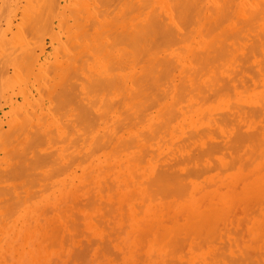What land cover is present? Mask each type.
<instances>
[{"label":"rangeland","instance_id":"obj_1","mask_svg":"<svg viewBox=\"0 0 264 264\" xmlns=\"http://www.w3.org/2000/svg\"><path fill=\"white\" fill-rule=\"evenodd\" d=\"M194 1L199 2L198 7L201 5L199 12L196 8L197 3ZM215 1L223 2L222 0ZM241 1V14L243 15L239 12V3L235 1L236 5L232 2L235 5L233 8L236 9H233L234 13L236 11L235 15L233 12L227 14V11H231L232 8L230 3L228 5L215 3V5L210 0H193L192 3L186 1L192 8L196 5V11L193 13L189 11L187 8L189 6L186 4V21H188V13H192L194 18L190 17L191 21L187 22L189 26L185 25L187 31L185 33V26L177 27L182 26L183 22L181 24L180 20L183 15L178 14L180 20L178 17L175 19L174 11L167 13L165 8L161 7L159 0H0V264H175L177 262V264L182 262L184 264H236L235 258L240 261L238 263H241L240 258L251 254L256 255L254 256L256 259H253L254 264H264V248H262L264 246V153H261V151L264 152V126H262L264 125L262 120L264 119V0ZM232 3L231 6H233ZM255 3H259V6ZM136 6L137 8H134ZM222 6L225 8L223 9ZM154 8H157L156 13L154 11L155 15L159 16L162 12L164 17V21L163 17L158 18L163 22L160 25L161 28L163 25L168 30L171 26V31L175 33L171 35L159 29V31H165L167 35H157L159 31L157 34L152 31L154 35L147 33V37L148 34L151 35L148 37L150 42L148 38L143 39L142 32L144 31L141 23L145 17H152L150 12L152 13ZM258 10L263 12L259 13ZM246 11H250V15ZM219 12H224L229 17L223 18V23L222 19L220 23L218 20L225 14L217 19L216 16H220ZM136 18H138L137 22ZM155 19L152 21L156 22L155 26H157L161 22ZM198 20L199 24L196 23L199 22ZM174 21L176 22L172 23ZM168 24L170 26L167 29ZM197 24L200 27H197ZM246 24H252L251 28ZM216 25L219 27L212 29ZM136 26L139 27L136 28ZM197 28L200 29L197 31ZM206 29L207 32L208 30L211 32L206 33ZM140 33L143 37L138 36ZM182 33L185 34L183 38H180ZM231 33L234 34L231 35L232 37ZM159 36L162 37L158 38ZM156 38L158 41L155 40ZM169 38L170 42L165 41ZM251 38L254 39L253 42ZM140 40L142 43L148 41L144 42L145 50L144 44L139 43ZM179 40H182L181 43ZM185 40L192 49L186 45ZM212 41L214 44H211ZM159 42L163 44L172 42V44L167 47ZM155 43L157 47H160L159 50L156 49ZM132 45L140 48L137 51L138 55L143 48L141 53L145 56L143 58H141L142 55L136 56ZM150 45L156 47H151L153 52L149 48ZM223 45L225 49L222 48ZM214 47L218 53L215 49L212 50ZM250 48V53L246 52ZM210 50L212 52L209 55L213 59L217 56L218 60L215 61L209 57ZM220 52L222 55H227L220 56ZM244 53L249 55L246 56ZM220 57L223 59H219ZM202 58L206 60L204 68L200 67L204 64ZM208 59L212 62L207 61ZM166 64L171 65L172 71ZM241 65L245 70L240 67ZM164 67L165 72L168 68L171 73L167 72L169 74H166L167 79L163 77L165 72L163 71V75L161 71ZM246 68L255 71L256 74L252 71L249 73ZM145 70L151 73L146 74ZM185 70H188L187 73ZM135 71L137 72L134 76L131 75L133 76L131 80L129 75ZM141 74L143 76L140 78ZM138 76L142 83L137 80L138 78L135 79ZM155 77L158 79L163 77V79L158 80ZM155 80H158L160 84L157 85ZM148 81L152 87L156 84L154 89L147 84ZM132 84L138 88L132 87ZM177 85L178 92L183 94L180 96L184 97L179 98L181 101L176 99L180 97L176 96ZM179 85L185 88L180 86L181 90ZM201 88L205 90L202 91L203 93L200 91ZM129 90H133V93ZM137 91H143L141 93L144 96ZM134 92L142 97L135 95ZM138 104L139 108H136L135 105ZM237 106L238 109L240 106L245 108H241L240 111L237 110ZM258 108L261 110L260 113ZM139 109L140 111H137ZM124 110L127 111L126 115H124ZM255 110H258L257 114ZM245 111L247 112L244 113ZM84 112H88L85 113L88 115L84 114L88 119H83ZM101 112H107V116L104 117L102 114L103 117H101V114H98ZM224 112L232 116L229 115L230 118L227 119ZM234 112L237 117L234 116ZM98 115L100 118L96 117ZM227 115L226 113V117H229ZM124 116L128 118L124 119ZM122 117L124 121L119 120ZM234 117L236 120L233 119V122L228 123V120ZM240 117L243 120H240ZM253 117L256 119L254 120ZM137 119L140 121L136 122ZM134 121L135 123L131 124ZM163 121L164 124H162ZM234 122L239 125L238 128L235 127L237 125ZM119 123L123 126L120 127ZM126 125L129 127L126 128ZM157 126L158 128H155ZM256 126H260L261 129L258 130ZM115 127L117 132L120 129L121 135L116 132ZM200 129H204L202 133ZM214 129L217 132L216 136ZM237 129L243 132L241 136L254 132L256 135L250 134L251 138L256 137L251 139L250 135H246L247 139L243 137L244 140L241 139L240 142V137H238L240 135H233L235 132L240 134ZM255 130H258L260 134ZM191 132L195 134L190 137L192 139L188 137ZM197 132L199 136H196ZM155 133L157 134L154 135ZM147 135L151 137L148 141L145 139ZM204 135H206L205 138ZM107 136L113 137L107 139L108 144L105 146H109L108 148L103 144L104 140V143L107 142ZM217 136L221 137L215 138ZM99 137L100 140H97ZM131 137L134 140L129 139ZM114 138L115 140L112 141ZM184 138H187V141ZM120 140H128L129 146L127 147L125 143L124 147L121 145L118 150L116 145L120 143ZM144 140L147 142L145 143ZM225 141L228 143L225 144ZM210 142L211 144L216 143L215 145L222 144V146L217 145L220 150L212 144L214 150L216 147L217 153L212 152L214 150L210 147L211 145L209 146ZM233 142L234 144H230ZM237 142L243 144L244 147L240 144L237 146ZM196 145L203 150L200 148L198 150ZM234 146V150L237 147L236 153L233 152ZM229 147L232 150L228 149ZM208 149L211 151L210 154H208L209 151L205 153L210 155L209 157L207 155L205 157L203 152L200 153ZM191 150L194 154L197 152L199 154L194 157ZM102 151L105 152L104 156ZM134 152L135 155H133ZM125 154L134 159L138 157L140 170L131 172L126 169L128 164L124 162ZM200 154L203 156L202 159L198 156ZM186 156L191 160L187 162L188 164ZM197 156L199 157L197 161L199 160L198 163L201 165H198L195 160ZM184 158L186 161L183 160ZM239 158H241V164ZM174 159H178L176 162L180 161L185 164H178ZM209 159H214V165L213 160ZM254 159L257 160L256 163ZM249 162L251 163L248 164ZM228 165L233 169L227 171ZM259 165L260 169L257 168L260 167ZM191 167L194 168V173ZM197 167L198 172L195 170ZM201 168H204L203 172H200L203 170ZM105 169L107 171L103 172ZM164 169L169 175L170 172L174 173L173 170L178 172V175L182 173V176L179 175L181 180L175 172V183L173 181L175 179H163L164 183L161 184L162 178H159L163 176ZM186 169L190 171V176L193 173L195 177L194 175H192L194 178L185 176ZM238 171H241V200L229 193V187L232 185L230 179ZM159 173H161L160 176ZM166 173L163 178H174L172 175L167 176ZM196 174H201V176ZM211 176H216V178ZM152 177H154V182H160V184L153 182L155 187L150 186L152 182H149L153 180ZM245 177L257 178L249 194H246L248 188L245 189ZM186 183L188 185L184 187ZM156 186L161 188L160 192ZM180 186L184 187L185 192L184 190L182 192L185 196L183 194L178 196L182 193L178 190ZM164 187L165 190H162ZM172 189H177L180 193L177 192L178 194L175 195ZM169 190L171 193L168 192ZM222 198H225L226 202L231 198L237 200L231 202L227 208L221 204ZM194 201L197 203L203 201L199 205L200 212L195 211ZM186 204L189 208L184 210ZM150 206H154V209L150 211L152 219L150 218L147 222L145 211ZM204 209L207 210L204 211ZM208 211L211 213L210 216ZM236 214L245 216L241 220V217L237 218ZM211 219L213 222H209ZM219 219L223 222L227 220L225 225L222 221L220 222L221 225L223 224L222 228L216 222H219ZM239 221L242 222L240 224L242 228L238 225ZM232 222L234 226L236 225L235 227ZM201 228H205V231ZM214 228L217 230L214 231ZM202 231L204 232L201 234ZM104 239L108 245L103 243ZM227 239H231L230 242ZM256 240L258 241L255 243ZM261 242L262 246L259 245ZM216 245L218 248H215ZM220 245L223 246V250H218L222 249L219 248ZM243 245H247L246 249L243 247L244 251ZM191 246L195 248L190 249ZM85 247L89 251L85 252ZM253 247L259 249L255 251ZM247 248H249L248 251ZM81 250L86 257L81 254ZM236 250L239 254L234 256L233 251ZM76 252L78 256H75ZM225 253L230 255L227 254V257ZM225 258L228 259L227 262ZM251 259L249 260L253 263ZM246 263L243 261L241 264Z\"/></svg>","mask_w":264,"mask_h":264},{"label":"bare ground","instance_id":"obj_2","mask_svg":"<svg viewBox=\"0 0 264 264\" xmlns=\"http://www.w3.org/2000/svg\"><path fill=\"white\" fill-rule=\"evenodd\" d=\"M159 1H160V4H161V7L165 8V10H166L167 13H172V12L174 11V16H175L176 18H175L174 16H173V18L177 19V17H178L180 14L183 15V18H182L181 20H180L179 17H178V20L181 21V24H182V22H183L182 26H177L178 28H180V27L183 28V27L187 24V22L191 19L190 17L193 16V18H194V15H192V13H193L194 11H196V10H195V6H196V5H194V6H193L194 8H192V7H190L189 4L186 2V1H188V2L192 3L193 0H192V1H190V0H159ZM210 1L213 2V4L217 3L218 5H219V4H224V5L226 4V5H228V3H230V7H232V8L230 9L231 11H227V14H228V12H231V13H232L234 10H236V9H234L233 7L236 5L235 2H237V3H239V7H238V9H239V12H240V14H241V2H242L241 0H222L223 2H221V3H219V2H217V1H215V0H210ZM234 1H235V2H234ZM246 1H248V0H246ZM256 1L258 2V0H256ZM195 2L197 3V1H194V3H195ZM232 2H233L235 5H234ZM252 2H253V1H252ZM194 3H193V4H194ZM201 3H202V2H201ZM231 3L233 4V6H231ZM134 4H135V3H134ZM186 4H187L189 7H187ZM193 4H192V5H193ZM198 4H199V2L197 3V7H196V8L198 9V12H199V8H201V5H199L200 7H198ZM248 4L251 5V7H253L252 4H250V3H248ZM255 4H256V3H255ZM215 5H216V4H215ZM256 5L259 6V3L256 4ZM134 6H135V5H134ZM263 6H264V5H263ZM186 7L188 8L189 11L191 10V12H192L191 14L188 13V15H187V20H188V21H186V16H185V14H187V13H185V12H187V10H185V9H187ZM222 7H223V6H222ZM134 8H137V6L134 7ZM134 8H133V9H134ZM189 8H190V9H189ZM191 8H192V9H191ZM224 8H225V7H223V9H224ZM227 8H228V7H227ZM227 8H226V9H227ZM156 9H157V8H156ZM156 9L154 8V9H153V12H152V13L150 12V16H152V17L154 16L153 18L151 17L152 20H154L155 18L158 19L159 16L163 17V16H162V12H161V15H159V16H158V14H157V15L154 14V11H155V13H156ZM193 9H194V10H193ZM233 9H234V10H233ZM220 10H221V9H220ZM133 11H134V10H133ZM260 11H262V10H260ZM260 11L258 10L259 13H260ZM211 12H212V10H211ZM211 12H210V13H211ZM246 12L249 13L250 11H246ZM246 12H245V13H246ZM262 12H263V11H262ZM262 12H261V13H262ZM203 13H205V11H204ZM207 13H208V12H207ZM231 13H230V14H231ZM233 13H234V12H233ZM235 13H236V11H235ZM235 13H234V15H235ZM248 13H246V14H248ZM259 13H258V14H259ZM176 14H177V15H176ZM178 14H179V15H178ZM195 14H196V13H195ZM219 14H220V16H218V15L216 16L217 19H219V17H221V16H222L223 14H225V13H224V12H223V13H220V12H219ZM181 15H180V16H181ZM196 15H197V14H196ZM198 15H200V14H198ZM204 15H205V14H204ZM225 15H226V14H225ZM225 15H224L223 17H221V18L218 20L219 23H220V20H221V19L223 20V21H222V23H223V22H224V19H223V18L228 17V15H226V16H225ZM234 15H233V16H234ZM241 15H243V14H241ZM249 15H250V13H249ZM249 15H248V17H249ZM256 15H257V14H255V17H256ZM155 16H156V17H155ZM171 16H172V15H171ZM205 16H206V15H205ZM207 16H208V15H207ZM229 16H230V15H229ZM244 16H245V15H244ZM197 17H198V16H197ZM263 17H264V16H263ZM151 18H150L149 16H147V17H145V18L142 20V23H141V24H142V30L145 32V33L142 32V35L144 34V38H143V39H145V38L147 39L148 37H150V36L153 34L154 31H155V34H157V33L160 32V33L157 34V35H160V34H162V35H167V33H165V31L168 32V33H170L171 35H172L173 33H175V32H172V31H171V26L169 25L170 23L167 25V29H168V26H170V27H169L170 29L166 30L165 27H163V25H162V28H161V26H160L161 24H163V22H161L159 19H158V20L155 19V21L161 22L160 24L158 23L159 25H157V26H158V28H157V26H155L156 22L154 23V21H152ZM180 18H181V17H180ZM201 18H202V16H201ZM228 18H229V17H228ZM231 18H232V17H231ZM256 18H257V17H256ZM170 19H171V18H169V20H170ZM183 19L186 21V23H185V21H184ZM217 19H216V20H217ZM262 19H263V18H262ZM137 20H138V18H136V22H137ZM162 20L164 21V17L162 18ZM171 20H173V19H171ZM182 20H183V21H182ZM202 20H203V19H202ZM256 20H257V19H256ZM180 21H179V22H180ZM190 21H191V20H190ZM198 21H199V20H198ZM225 21H226V19H225ZM251 21H252V20H251ZM251 21H249V22H251ZM175 22H176V21H174V22H172V23H175ZM177 22H178V21H177ZM192 22H193V21H192ZM192 22H190V23H192ZM246 22H247V21H246ZM188 23H189V22H188ZM196 23L199 24L200 21H199V22H196ZM201 23H202V22H201ZM204 23H205V22H204ZM222 23H221V24H222ZM232 23H233V22H232ZM152 24H154V25H152ZM179 24H180V23H179ZM181 24H180V25H181ZM198 24H197V25H198ZM233 24H234V23H233ZM263 24H264V23H263ZM137 25H138V24H137ZM176 25H177V24H175V26H176ZM219 25H220V24H219ZM241 25H242V24H241ZM243 25H244V24H243ZM246 25H247V26L249 25L250 28H251V25H252V24H251V25H250V24H246ZM154 26H155V28H154ZM159 26H160V28H159ZM187 26H189V25L187 24ZM217 26H218V25H216V27L214 26L215 28L212 27V29H216ZM244 26H245V25H244ZM137 27H139V26H136V28H137ZM197 27H200V25H198ZM210 27H211V24H210ZM218 27H219V26H218ZM242 27H243V26H242ZM208 28H209V27H208ZM232 28H233V27H232ZM243 28H244V27H243ZM129 29H130V28H129ZM153 29H158V30H153ZM159 29H163V30H165V31H163V30H160V31H159ZM198 29H200V28H197L196 30L198 31ZM209 29H210V28H209ZM179 30H180V29H179ZM184 30L186 31V26H185ZM210 30H211V29H210ZM210 30H208V32H207V29H206V33H209V32L212 31V30H211V31H210ZM240 30H241V29H240ZM152 31H153V32H152ZM158 31H159V32H158ZM161 31H162V32H161ZM170 31H171V32H170ZM181 31H183V30H181ZM185 31H184V32H185ZM197 31H196V33H198ZM215 31H216V30H215ZM244 31H245V30H244ZM130 32H131V31H130ZM133 32H135V31L133 30ZM151 32H152V33H151ZM191 32H192V31H191ZM235 32H237V31H235ZM239 32H241V31H239ZM131 33H132V32H131ZM131 33H130V34H131ZM147 33H149V34H151V35L148 34V37H147ZM164 33H165V34H164ZM185 33H187V31H186ZM185 33L180 34V35H181L180 38H183V34H185ZM192 33H193V32H192ZM206 33H205V34H206ZM215 33L217 34V32H215ZM233 33H234V32H233ZM233 33H231L230 36H231ZM170 34H169V35H170ZM212 34H213V31H212ZM234 34H235V33H234ZM234 34H233V35H234ZM131 35H132V34H131ZM142 35H141V33H140L138 36H142ZM145 35H146V36H145ZM153 35H154V34H153ZM193 35H194V33H193ZM193 35H192V36H193ZM192 36H190V37H192ZM197 36H198V34H197ZM206 36L208 37V35H206ZM235 36L238 37L237 35H235ZM260 36H261V35H260ZM142 37H143V36H142ZM142 37H141V38H142ZM160 37H162V36H159L158 38H160ZM231 37H232V36H231ZM231 37H229V38H231ZM236 37H235V38H236ZM136 38H137V37H136ZM180 38H179V39H180ZM227 38H228V36H227ZM233 38H234V37H233ZM235 38H234V39H235ZM240 38H241V37H240ZM240 38H239V39H240ZM253 38H254V37H253ZM138 39H140V38H138ZM138 39H137V40H138ZM191 39H192V38H191ZM208 39H209V38H208ZM231 39H232V38H231ZM239 39H238V40H239ZM244 39H245V38H244ZM251 39H252V38H251ZM137 40L135 39V41H137ZM148 40L151 42L150 38H148ZM155 40H157V38H156ZM155 40H154V42H156ZM173 40L175 41V39H173ZM173 40H171V41H173ZM186 40H188V39H186ZM186 40H185V43H186ZM232 40H233V39H232ZM253 40H254V39H252V42H253ZM138 41H139V40H138ZM138 41H137V42H138ZM141 41H142V40H140L139 43H142ZM143 41H144V40H143ZM157 41H158V40H157ZM165 41H169V42H170V38H169V39H166ZM174 41H173V42H174ZM179 41H180L179 43H181L182 40H179ZM190 41H191V40H190ZM190 41H189V44H190ZM205 41H206V40H205ZM137 42L135 43L136 46H138V45H137ZM144 42H148V41H144ZM144 42L142 43V44H144L143 48H144L145 45H146ZM163 42H164V41H163ZM187 42H188V41H187ZM212 42H213V41H212ZM240 42H241V41H240ZM254 42H255V41H254ZM156 43H157V42H156ZM156 43H155L154 45L157 47ZM165 43H166V42H165ZM167 43H168V42H167ZM167 43H166V44H163V43L159 42V44H161V45H166L167 47L170 46V45L172 44V42H171V43H168V44H167ZM174 43H176V42H174ZM234 43H235V42H234ZM250 43H251V42H250ZM133 44H134V43H133ZM135 44H134V45H135ZM157 44H158V43H157ZM169 44H170V45H169ZM211 44H214V42L211 43ZM223 44H224V43H223ZM235 44H236V43H235ZM253 44H254V43H253ZM253 44H252V45H253ZM134 45H132V49H133V51H135L136 54H137V51H138L140 48H137L136 46H135V47H136V48H135V47H133ZM139 45H140V44H139ZM161 45H160V46H161ZM184 45H185V44H184ZM186 45H187V46H190V45H188L187 43H186ZM191 45H192V44H191ZM224 45H225V44H224ZM224 45H223L222 48H224ZM254 45H255V44H254ZM155 46H151V45H150V47L148 46V47L150 48L151 52H153V49H152L151 47H155ZM247 46H248V45H247ZM249 46H251V45H249ZM249 46H248V47H249ZM146 47H147V46H146ZM156 47H155V48H156ZM163 47H164V46H163ZM175 47H176V46H175ZM179 47H180V46H179ZM190 47H191V46H190ZM209 47H210V46H209ZM219 47H220V46H219ZM219 47H218V49H219ZM143 48L140 50V55H142L141 58H143V56H145V54H142V53H141L142 50H143ZM149 48L147 49L148 51H149ZM158 48H160V47L158 46L156 49L159 50ZM185 48H186V47H185ZM211 48H212V47H211ZM222 48H220V49H222ZM225 48H226V47H225ZM225 48H224V49H225ZM134 49H137V50H134ZM156 49H154V51H157ZM191 49H192V47H191ZM214 49H215V47H214L212 50L214 51ZM218 49H217V50H218ZM224 49H223V50H224ZM230 49H231V48H230ZM144 50H145V48H144ZM173 50H174V49H173ZM187 50H189V49H187ZM253 50H255V48H254ZM133 51H132V52H133ZM148 51H145V52H148ZM231 51H232V49H231ZM250 51H251V48H250L249 51L247 50L246 52H249V53H250ZM151 52H150V54H152ZM210 52H212V51L210 50L209 53H208V55L210 54ZM215 52H216V49H215ZM138 53H139V52H138ZM162 53H163V52H162ZM213 53H214V52H213ZM216 53H218V52H216ZM220 53H221V52H220ZM220 53H219V54H220ZM223 53H224V52H223ZM134 54H135V53H134ZM187 54H188V53H187ZM192 54H193V52H192ZM244 54L246 55V53H244ZM140 55L137 54L136 56H140ZM163 55H164V54H163ZM163 55H162V56H163ZM193 55H194V54H193ZM208 55H207V56H208ZM216 55H218V54H216ZM221 55H222V53L220 54V56H221ZM225 55H227V54H225ZM225 55H222V56L225 57ZM245 55H243V56H245ZM248 55H249V54H247L246 56H248ZM257 55H258V54H257ZM259 55H260V54H259ZM197 56H198V55H197ZM163 57H164V56H163ZM182 57H183V56H182ZM209 57L212 58V56H210V55H209ZM213 57H214V56H213ZM189 58H190V57H189ZM192 58L194 59V57H192ZM192 58H191V59H192ZM197 58H198V57H197ZM216 58H217V56H215L214 59L212 58V60H215V61L218 60V59H216ZM221 58H222V57H220L219 59H221ZM227 58H228V57H227ZM238 58H239V57H238ZM191 59H190V60H191ZM222 59H223V58H222ZM248 59H249V58H248ZM248 59H247V60H248ZM141 60H142V59H141ZM170 60H171V59H170ZM202 60H203V63H204L203 65H204V66L201 65L200 67H201V68H204V67H205V64H206V60L203 59V58H202ZM144 61H145V60H144ZM204 61H205V62H204ZM207 61L212 62L210 59H208ZM248 61H249V60H248ZM263 61H264V60H263ZM142 62H143V60H142ZM142 62H141V63H142ZM162 62H163V61H162ZM162 62H161V63H162ZM169 62H170V64H171V61H169ZM169 62H168V63H169ZM172 62H173V61H172ZM185 62H186V61H185ZM191 62H192V61H191ZM213 62H214V61H213ZM243 62H245V61H243ZM143 63H144V62H143ZM159 63H160V62H159ZM159 63H158V64H159ZM144 64H145V63H144ZM146 64H147V62H146ZM187 64H189V63H187ZM210 64H211V63H210ZM243 64H244V63H243ZM154 65H155V64H154ZM154 65H153V67H154ZM172 65L174 66V63H173ZM207 65H208V63H207ZM207 65H206V66H207ZM156 66H157V65H156ZM166 66L169 67V68L171 69V65L169 66V65L166 64ZM173 66H172V67H173ZM176 66H177V65H176ZM153 67H152V69H154ZM167 67H166V68H167ZM240 67H242V65H241ZM133 68H134V67H133ZM149 68H150V67H149ZM201 68H200V69H201ZM248 68L250 69V67H248ZM248 68H246V69H248ZM164 69H165V67H164L161 71H162V72H163V71L165 72L166 70H164ZM172 69H173V68H172ZM172 69H171L170 71H172ZM242 69H244V68L242 67ZM249 69H248V70H249ZM135 70H136V69H135ZM201 70H202V69H201ZM244 70H245V69H244ZM133 71H134V69H133ZM187 71H188V70H187ZM187 71L185 70L186 73H187ZM199 71H200V70H198V72H199ZM240 71H241V70H240ZM250 71H252V70H249V73L254 72V73L256 74L255 71H252V72H250ZM136 72H137V71L132 72L133 74H130V75H129V76L131 77V80L133 79L132 77L134 76V74H135ZM147 72H149V71L145 70V73H146V74H147ZM164 72L162 73L163 75H164ZM167 72H168L169 74H171V73L168 71V68H167ZM167 72H165V75L163 76L164 78L166 77V79H167V75H169V74H167ZM235 72H236V71H235ZM238 72H239V71H237L236 73H238ZM130 73H131V72H130ZM149 73H151V72H149ZM157 73H158V72H157ZM159 73H160V72H159ZM204 73H205V72H204ZM214 73H216V72H214ZM254 73H253V74H254ZM166 74H167V75H166ZM239 74H240V73H239ZM239 74H237V75H239ZM131 75H133V76H131ZM141 76H143V75L141 74V75H140V78H141ZM147 76H148V75H147ZM158 76H160V75L158 74ZM196 76H197V74H196ZM235 76H236V75H235ZM256 76H257V75H256ZM152 77H153V76H152ZM163 77H161L160 79H163ZM181 77H182V76H181ZM137 78H138V79H137ZM144 78H145V76H144ZM144 78H142V79H144ZM147 78H148V77H147ZM155 78L158 79V77H155ZM245 78H246V77H245ZM245 78H244V79H245ZM135 79L139 80V76L136 77ZM152 79H153V78H152ZM160 79H158V80H160ZM224 79H225V78H224ZM233 79H234V78H233ZM233 79H232V80H233ZM131 80H130V81H131ZM145 80H146V79H145ZM150 80H151V79H150ZM158 80H157V81H158ZM169 80H170V79H169ZM182 80H183V79H182ZM194 80H195V79H194ZM248 80H249V79H248ZM248 80H247V81H248ZM139 81H140V80H139ZM139 81H137V82H139ZM157 81L155 80V82H157ZM228 81H229V80H228ZM247 81H245V82H247ZM131 82H132V81H131ZM140 82L142 83V81H140ZM151 82H153V81H151ZM155 82H153V84H155ZM162 82H163V80L161 81V83H162ZM178 82H179V81H178ZM178 82H177V83H178ZM134 83H135V82H134ZM141 83H140V84H141ZM146 83H147V82H146ZM146 83H145V84H146ZM225 83H226V82H225ZM225 83H224V85H225ZM247 83H248V82H247ZM135 84H136V83H135ZM137 84H138V83H137ZM147 84H149V85L151 86V88H153V89H154V86L156 85V84H155V85L152 87V85L149 83V81H148ZM158 84H160V83L157 82V85H158ZM173 84H174V83H173ZM180 84H181V83H180ZM138 85H139V84H138ZM128 86H130V85H128ZM131 86H132V87L134 86V87L138 88V86H135L134 84H132ZM139 86H140V85H139ZM173 86H174V85H173ZM180 86H181V85H179V88H180V89H181V87H184V86H181V87H180ZM262 86H263V85H262ZM170 87H171V86H170ZM175 87H176V86H175ZM220 87H222V86H220ZM220 87H219V88H220ZM145 88H146V86H145ZM147 88H150V87L147 86ZM151 88H150V89H151ZM173 88H174V87H173ZM184 88H185V87H184ZM184 88H183V90H184ZM193 88H194V87H193ZM219 88H218V90H219ZM252 88H253V87H252ZM141 89H142V88H141ZM141 89H139V90H141ZM203 89H204V88H203ZM133 90H134V89H133ZM133 90H129V91L132 92ZM147 90H148V89H147ZM170 90H171V89H170ZM175 90H176V89H175ZM175 90H174V91H175ZM181 90H182V89H181ZM192 90H193V89H192ZM192 90H191V91H192ZM218 90H217V91H218ZM149 91H151V90H149ZM149 91H148V92H149ZM152 91H153V90H152ZM172 91H173V90H172ZM172 91H171V92H172ZM178 91H179V90H178V85H177V92H178ZM191 91H190V92H191ZM200 91H201V92H202V91L204 92L205 90H202V88H201ZM200 91H199V92H200ZM206 91H207V90H206ZM137 92H138V93H141V92H143V91H141V92H140V91H137ZM148 92H147V93H148ZM165 92H166V91H165ZM203 92H202V93H203ZM132 93H133V92H132ZM134 93H135V95H139V96L142 95V93H141V95H140V94H136V92H134ZM152 93H153V92H152ZM169 93H170V92H169ZM169 93H168V95H169ZM178 93H179V92H178ZM178 93L176 94V96H177V95L180 96V94L183 95L182 93H179V94H178ZM188 93H189V92H188ZM148 94H149V93H148ZM148 94H147V95H148ZM161 94H162V93H161ZM161 94H160V95H161ZM165 94H166V93H165ZM165 94H164V95H165ZM132 95H134V94H132ZM135 95H134V96H135ZM160 95H159V96H160ZM225 95H226V94H225ZM225 95H222V96H225ZM130 96H131V95H130ZM142 96H144V95H142ZM142 96H141V97H142ZM156 96H157V95H156ZM128 97H129V96H128ZM135 97H138V96H135ZM148 97H150V96L148 95ZM161 97H162V95H161ZM161 97H160V98H161ZM182 97H183V96H180V97H178V98L175 97V98L178 99V100H180L179 98L182 99ZM130 98H132V96H131ZM157 98H158V97H157ZM175 98H174V99H175ZM183 98H184V97H183ZM200 98L202 99V97H200ZM138 99H139V98H138ZM158 99H159V98H158ZM162 99H163V98H162ZM162 99H161V101H162ZM146 100H147V98H146ZM209 100H210V99H209ZM144 101H145V100H144ZM144 101H143V102H144ZM155 101H156V100H155ZM158 101H159V100H158ZM180 101H181V100H180ZM140 102H141V100H140ZM143 102H142V103H143ZM149 102H150V101H149ZM176 102H177V101H176ZM138 103H139V102H138ZM164 103H166V102H164ZM164 103H162V105H163ZM259 103H260V101H259ZM128 104H129V103H128ZM148 104H149V103H147V105H148ZM154 104H155V102H154ZM170 104H171V103H170ZM173 104H174V103H173ZM175 104H176V103H175ZM206 104H207V103H206ZM141 105H142V104H141ZM171 105H172V104H171ZM133 106H134V105H132V107H133ZM135 106H136V108H139V104H138V105H135ZM135 106H134V107H135ZM137 106H138V107H137ZM154 106H155V105H154ZM156 106H157V105H156ZM172 106H173V105H172ZM201 106H202V105H201ZM144 107H145V106H144ZM231 107L233 108V105H232ZM145 108H146V107H145ZM150 108H151V107H150ZM199 108H201V107H199ZM235 108H236V107H235ZM241 108L244 109L245 107H241V106H240V109H241ZM247 108H248V107H247ZM247 108H246V109H247ZM143 109H144V108H143ZM197 109H198V108H197ZM220 109H221V108H220ZM240 109H238V106H237V110H240ZM243 109H242V112H243ZM126 110H127V108H126ZM126 110H124V115H126V114H125V113L127 112ZM157 110H158V109H157ZM237 110H234V111H237ZM252 110H254V109L252 108ZM258 110H259V108H258ZM258 110H255V111H256V114L258 113ZM262 110H263V109H262ZM137 111H140V109L137 110ZM170 111H172V110H170ZM228 111H229V110H228ZM240 111H241V110H240ZM240 111H239V112H240ZM249 111L251 112V110H249ZM260 111H261V110H259V113H260ZM134 112H135V111H134ZM229 112H230V111H229ZM246 112H247V111H245L244 113H246ZM85 113H88V112H84V113H83V119H84V118H87L85 115H88V114H85ZM106 113H107V112H106ZM106 113H105V112H101V113H98V114H99V115L101 114V117H103V116L105 117V116H107ZM109 113H110V112H109ZM111 113H113V112H111ZM116 113H117V112H116ZM132 113H133V112H132ZM165 113L167 114L166 111H165ZM224 113H225V112H224ZM226 113L228 114L227 116L231 115V114L228 113V112H226ZM226 113H225V118H227V119L230 118V116H229V117H226ZM235 113H236V112H234L233 114H234L235 117H237V116L235 115ZM237 113H238V111H237ZM81 114H82V113H81ZM84 114H85V115H84ZM102 114H104V115L102 116ZM219 114H221V113H219ZM240 114H241V113H240ZM240 114H239V115H240ZM251 114H252V113H251ZM253 114H255V113H253ZM99 115L96 116V117L98 118ZM108 115H109V114H108ZM130 115H132V114L130 113ZM136 115H137V114H136ZM221 115H222V114H221ZM242 115H243V114H242ZM248 115H249V114H248ZM248 115H247V116H248ZM263 115H264V113H263ZM109 116H111V115H109ZM118 116H119V115H118ZM128 116H129V115H128ZM222 116H223V115H222ZM222 116H221V117H222ZM231 116H232V115H231ZM252 116H253V115H252ZM255 116H256V115H255ZM81 117H82V116H81ZM223 117H224V116H223ZM223 117H222V118H223ZM235 117L232 118V120L229 119V120H228V123H229L230 121L233 122L234 120H236ZM248 117H249V116H248ZM248 117H245V118L248 119ZM258 117H259V116H258ZM99 118H100V117H99ZM107 118H108V117H107ZM125 118L127 119L128 117H125V116H124V119H125ZM129 118H130V117H129ZM249 118H250V117H249ZM251 118H252V117H251ZM254 118H255V117H253V119H254ZM81 119H82V118H81ZM83 119H82V120H83ZM87 119H88V118H87ZM169 119H170V118H169ZM212 119H213V118H212ZM215 119H216V118H215ZM223 119H224V118H223ZM233 119H234V120H233ZM241 119H242V118L240 117V120H241ZM255 119H256V118H255ZM255 119H254V120H255ZM84 120H85V119H84ZM95 120H97V119H95ZM103 120L105 121V119H103ZM103 120H102V121H103ZM106 120H107V119H106ZM119 120H123V117H122L121 119H119ZM119 120H118V122H119ZM130 120H131V119H130ZM130 120H129V121H130ZM187 120H188V119H187ZM217 120H218V119H217ZM242 120H243V119H242ZM262 120L264 121L263 118H262ZM123 121H124V120H123ZM123 121H121V122H123ZM127 121H128V120H127ZM129 121H128V122H129ZM131 121H133V120H131ZM138 121H140V119H137L136 122H138ZM164 121H166V118H164ZM164 121H163L162 124H164ZM210 121H211V119H210ZM225 121H226V120H225ZM236 122H237V121H236ZM236 122H234V123L236 124ZM253 122H255V121H253ZM258 122L260 123V121H258ZM0 123H1V122H0ZM124 123H125V122H124ZM134 123H135V121H134L133 123H131V124H134ZM210 123H212V121H211ZM263 123H264V122H263ZM102 124L105 125L104 123H102ZM106 124H107V123H106ZM157 124H158V123H157ZM162 124H161V125H162ZM208 124H209V123H208ZM226 124H227V123H226ZM232 124H233V123H232ZM235 124H234V125H235ZM242 124H243V122H242ZM242 124H241V125H242ZM119 125H120V123H119ZM135 125H136V124H135ZM234 125H233V126H234ZM236 125H237V126H235V127L238 128L239 125H238V124H236ZM241 125H240V127H241ZM99 126H100V125H99ZM101 126H102V125H101ZM113 126H114V125H113ZM122 126H123V125H122ZM122 126L120 125V127H122ZM131 126H132V125H131ZM153 126H155V125H153ZM159 126H160V125H159ZM212 126H213V124H212ZM217 126H218V123H217L216 127H217ZM222 126H223V125H222ZM227 126L229 127V125H227ZM243 126H244V125H243ZM243 126H242V127H243ZM262 126H264V125H262ZM110 127H111V126H110ZM116 127H119V126L116 125ZM116 127H115V130H116ZM120 127H119V128H120ZM127 127H129V125H128V126L126 125V128H127ZM133 127H134V126H133ZM224 127H226L225 124H224ZM155 128H158V126L155 127ZM207 128H208V127H207ZM256 128H258V130L261 129L260 126H259V127L256 126ZM123 129H125V128H123ZM123 129H122V130H123ZM128 129H129V128H128ZM205 129H206V128H205ZM240 129H241V128H240ZM118 130H119V132H120V129H118ZM122 130H121V131H122ZM126 130H127V129H126ZM200 130H201V129H200ZM200 130H199V132H200ZM203 130H204V129L201 130V133L203 132ZM208 130H209V129H208ZM215 130H216V129H214V131H215ZM235 130H236V129H235ZM237 130L240 131L239 129H237ZM258 130H255V132H257ZM124 131H125V130H124ZM124 131H123V132H124ZM158 131H159V130H158ZM158 131H157V132H158ZM205 131H207V130H205ZM212 131H213V130H212ZM116 132H117V130H116ZM119 132H117V133H119ZM155 132H156V131H155ZM208 132H209V131H208ZM117 133H116V135H117ZM121 133H122V132H121ZM121 133H119V134L121 135ZM201 133H200V134H201ZM209 133H210V132H209ZM216 133H217V132L215 131V132H214L215 136H216ZM257 133H259V132H257ZM105 134H106V133L104 132V135H105ZM156 134H157V133H155L154 135H156ZM204 134H205V133H204ZM214 134H213V135H214ZM218 134H219V133H218ZM235 134H236L237 136L240 135V136H238V137H240V140H239L240 142H241V139L244 140L243 137L246 138V135H247V134H246L245 136H244V135L241 136V134H243V132L241 133V131H240V134H239V132H238V133H236V132L233 133V135H235ZM244 134H245V133H244ZM250 134H254V132H253V133L249 132V135H250ZM259 134H260V133H259ZM259 134H258L257 136H259ZM154 135H153V136H154ZM192 135L194 136L195 134H194V133L192 134V132H191L190 136H188V137L190 138V137H192ZM236 135H235V136H236ZM249 135H247V136H249ZM254 135H256V134H254ZM148 136H149V135H147L146 138H145V139H147V141L151 138L150 136H149V137H148ZM153 136H152V137H153ZM196 136H199V135H198V132H197V135H196ZM196 136H195L194 138H196ZM205 136H206V135H204L203 137L205 138ZM230 136H231V135H230ZM235 136H234V137H235ZM113 137H115V135H114ZM113 137H112V138H113ZM147 137H148V138H147ZM219 137H221V136H217V137H215V138H219ZM241 137H242V138H241ZM249 137L251 138V135H250ZM249 137H248V139H250ZM254 137H256V136H254ZM254 137H252L251 139H254ZM97 138H98V137H97ZM112 138H111L110 136H109V137L107 136V137H106V141H107V139H112ZM117 138H118V137H117ZM201 138H202V134H201ZM201 138H200V139H201ZM232 138H233V136H232ZM232 138H231V139H232ZM129 139H131V140L133 139V140H134V138H132V137L129 138ZM182 139H183V138H182ZM182 139H181V140H182ZM186 139H187V138H186ZM186 139L184 138V140H186ZM190 139H192V138H190ZM190 139H189V140H190ZM220 139H221V138H220ZM246 139H247V138H246ZM97 140H100V137H99V139H97ZM114 140H115V138H114L112 141H114ZM195 140H196V139H195ZM221 140H223V138H222ZM236 140H238V138H237ZM255 140H256V138H255ZM257 140H258V138H257ZM112 141H111V144L113 143ZM123 141H124V140H123ZM123 141L120 140L119 142H120V143L122 142V143H121V144L118 143V144H120V145L117 144L116 147L118 148V147L121 146V145H122L121 147H124L123 144L127 143L128 140H125L126 142L124 141V143H123ZM147 141L144 140L145 143H146ZM182 141H183V140H182ZM186 141H187V140H186ZM229 141H230V140H229ZM232 141H233V140H232ZM234 141H235V140H234ZM239 141H238V142H239ZM96 142H97V141H96ZM104 142H105V140L103 141L104 146H105V144H108V141H107L106 143H104ZM129 142H130V140H129ZM178 142H179V141H178ZM192 142H193V141H192ZM221 142H222V141H221ZM221 142H220V143H221ZM238 142H237V146L240 144V143L238 144ZM244 142H245V141H244ZM244 142H243V143H244ZM247 142H248V141H247ZM109 143H110V142H109ZM179 143H180V142H179ZM187 143H188V142H187ZM226 143H228V142L225 141V144H226ZM235 143H236V142H235ZM245 143H246V142H245ZM95 144H96V143H95ZM190 144H191V143H190ZM207 144H208V142H207ZM212 144H214V142H213ZM212 144H211V142H210L209 146L211 145L210 147L214 150V148L212 147V146H213ZM215 144H216V143H215ZM215 144H214V145H215ZM230 144H234V142H233V143H230ZM127 145L129 146L128 143L126 144V146H127ZM188 145H189V144H188ZM188 145H187V146H188ZM217 145H219V143H217ZM217 145H215V146L218 147ZM220 145L222 146V144H220ZM220 145H219V146H220ZM96 146H97V144H96ZM107 146H108V145H107ZM128 146H127V147H128ZM135 146H136V145H135ZM172 146H174V145L172 144ZM178 146H179V145H178ZM181 146H182V145H181ZM185 146H186V145H185ZM198 146H199V145H198ZM225 146H226V145H225ZM227 146H228V144H227ZM232 146H233V145H232ZM240 146L244 147L243 144H242V145L240 144ZM261 146H262V145H261ZM102 147H103V145H102ZM102 147H101V148H102ZM105 147H106V146H105ZM108 147H109V146H108ZM108 147H106V148H108ZM116 147H115V148H116ZM121 147H120V148H121ZM196 147H197V145H196ZM207 147H208V146H207ZM207 147H206V148H207ZM216 147H215V150L212 151V152L215 153L216 150L220 148V147H218V148L216 149ZM256 147H257V145H256ZM259 147H260V146H259ZM110 148H111V147H110ZM115 148H114V149H115ZM172 148H174V147H172ZM181 148H182V147H181ZM186 148H187V147H186ZM198 148L201 149V147H197V149H198ZM204 148H205V147H204ZM208 148H209V147H208ZM234 148H235V146L233 147V152H235V150H236V152H237V147H236L235 150H234ZM257 148H258V147H257ZM257 148H256V149H257ZM260 148H261V147H260ZM260 148H259V149H260ZM183 149H184V148H183ZM197 149H196V150H197ZM209 149H210V148H209ZM209 149L206 150V151H200V153H201V152H203V153L206 152V153H207V152L209 151L208 154H210L211 151H210ZM212 149H211V150H212ZM224 149H226V148H224ZM228 149L232 150L231 147H229ZM239 149H240V147L238 148V150H239ZM241 149H242V148H241ZM256 149H255V151L259 150V149H257V150H256ZM106 150H107V149H106ZM118 150H120V149L118 148ZM193 150H194V149H193ZM193 150H191V151H193ZM198 150H199V149H198ZM201 150H203V149H201ZM219 150H220V149H219ZM221 150H222V149H221ZM104 151H105V150H104ZM112 151H113V150H112ZM129 151H130V150H129ZM149 151H150V150H149ZM171 151H172V150H171ZM194 151H195V150H194ZM194 151H193V153H191V154H193V156L196 155V154H199L198 152H197L196 154H194ZM240 151H241V150H240ZM250 151H251V150H250ZM102 152H103V151H102ZM108 152H109V151H108ZM108 152H107V153H108ZM115 152H116V150L114 151V153H115ZM224 152H225V151H224ZM236 152H235V153H236ZM257 152H258V151H257ZM257 152H254V153L256 154ZM104 153H105V152H103V156H104ZM112 153H113V152H112ZM127 153H128V152H127ZM206 153L204 154V156L207 155ZM216 153H217V152H216ZM218 153H220V152H218ZM225 153H226V152H225ZM246 153H247V151H246ZM250 153H251V152H250ZM261 153H264V152L261 151ZM261 153H260V154H261ZM92 154H93V153H92ZM100 154H101V153H100ZM100 154H99V155H100ZM139 154H140V153H139ZM167 154H169V153H167ZM191 154H190V155H191ZM247 154H249V153H247ZM251 154H252V153H251ZM97 155H98V154H97ZM99 155H98V156H99ZM133 155H135V152H134ZM165 155H166V154H165ZM211 155H213V153H212ZM241 155H243V154H241ZM241 155H240V157H241ZM249 155H250V154H249ZM253 155H254V154H253ZM258 155H259V154H258ZM261 155H262V154H261ZM125 156H126V154H125ZM142 156H143V155H142ZM198 156H201V154L198 155ZM198 156H197V158H196L195 160H196V162H197L198 165H201L200 163H198L199 160L197 161V159L199 158ZM207 156L209 157L210 155H207ZM233 156H234V154H233ZM251 156H252V155H251ZM251 156H250V158H251ZM111 157H112V156H111ZM120 157H122V156H120ZM120 157H119V158H120ZM143 157H144V156H143ZM163 157H164V156H163ZM178 157H179V156H178ZM183 157H184V156H183ZM191 157H192V155H191ZM194 157H195V156H194ZM194 157H192V159H194ZM202 157H203V156H201V159H202ZM205 157H206V156H205ZM226 157L228 158V156H226ZM226 157H225V158H226ZM255 157H256V156H255ZM258 157H259V156H257V158H258ZM260 157H261V156H260ZM97 158H98V157H97ZM97 158H95V159H97ZM99 158H100V157H99ZM99 158H98V159H99ZM104 158H106V157H104ZM185 158H187V161H186ZM185 158H184L183 160L186 161V163L189 162L190 158L188 159L187 156H186ZM212 158H213V157H212ZM241 158H242V157H241ZM241 158H239V160H240ZM110 159H111V158H110ZM160 159H162V158H160ZM251 159H252V158H251ZM103 160H104V159H102V161H103ZM142 160H143V159H142ZM144 160H145V159H144ZM177 160H178V159H176V160L174 159L175 162H176ZM179 160H180V159H179ZM181 160H182V159H181ZM209 160H213L212 163H213V165H214V159H209ZM236 160L238 161V159H236ZM242 160H243V159H242ZM249 160H250V159H249ZM105 161H106V160H105ZM192 161H193V160H192ZM201 161L203 162V160H201ZM201 161H200V162H201ZM254 161H255L254 163H256L257 160L254 159ZM92 162H93V161H92ZM106 162H107V161H106ZM124 162L128 164V165H126V169L130 170L131 172L134 171V170H135V171H136V170H140V168H139V166H138V165L140 164V160L138 159V157L134 159L133 157H128V156H126ZM175 162H174V163H175ZM190 162H191V160H190ZM239 162H240V164H241V160H240ZM87 163H88V162H87ZM176 163L179 164V163H181V162L179 161V162H176ZM176 163H175L174 165H176ZM230 163H231V162H230ZM235 163H237V162H235ZM235 163H234L233 165H235ZM244 163H245V165H246V162H244ZM250 163H251V162H249L248 164H250ZM90 164H92V163H90ZM90 164H89V165H90ZM167 164H168V163H167ZM167 164H166V165H167ZM171 164H172V163H171ZM178 164H177V165H178ZM181 164H185V163H181ZM187 164H188V163H187ZM231 164H232V163H231ZM198 165H197V166H198ZM213 165H212V166H213ZM215 165H216V163H215ZM260 165H261V163H260ZM260 165H259V166H260ZM97 166H98V165H97ZM119 166H120V165H119ZM163 166H165V165H163ZM163 166H161V167L163 168ZM167 166H168V165H167ZM169 166H170V165H169ZM237 166H238V165H237ZM246 166H248V165H246ZM107 167H108V166H107ZM120 167H121V166H120ZM158 167H160V166L158 165ZM165 167H166V166H165ZM170 167H171V166H170ZM170 167H168V168L171 170ZM227 167H229V168H226L227 171H228L229 169H233V167L230 168L231 166H229V165H228ZM239 167H240V165H239ZM90 168H91V167H90ZM109 168H111V167H109ZM168 168H166V169L169 170ZM173 168H174V166H173ZM213 168H215V167H213ZM216 168H217V165H216ZM235 168H236V167H235ZM243 168H244V166H243ZM245 168H246V167H245ZM257 168L260 169L261 166H260V167H257ZM257 168H256V170H258ZM85 169H86V168H85ZM92 169H93V168H92ZM120 169H122V168H120ZM166 169H164L165 173H166ZM188 169H189V168H188ZM191 169H192V170H191ZM191 169H190V170L194 173V171H193L194 168L191 167ZM201 169H203V170L200 171V172H203V171H204V168H201ZM201 169H199V170H201ZM217 169H218V168H217ZM217 169H216V171H217ZM195 170L197 171V170H198V167H197V169H195ZM208 170H209V169H208ZM83 171H85V170H83ZM105 171H107V170L105 169L103 172H105ZM164 171H163V176H162V175L160 176V174L162 173L161 171H160L161 173L158 174V175L160 176L159 179L162 178V180H160V181H162L161 184L164 183V180H163V179H165V180H167V179H168V180H173V179H175L176 176L178 175V172H176L175 170H173L174 173H175V172L177 173V174L175 173L176 176L174 177V173H171V172H170V175H172L174 178H172V176H171L172 179H169V177H168V178H163V177H164V174H165ZM180 171H181V170H180ZM213 171H214V170H213ZM220 171H221V170H220ZM222 171L224 172V170H222ZM222 171H221V172H222ZM183 172H184V171H183ZM189 172H190V171H189V170L187 171V169H186V174H185V172H184L183 175L185 174V176H187V175L190 176V175H189ZM192 172H191V173H192ZM197 172H198V171H197ZM230 172H231V171H230ZM88 173H89V172H88ZM100 173H101V172H100ZM100 173H99V174H100ZM187 173H188V174H187ZM193 173H192V175H194ZM195 173H196V172H195ZM205 173H206V170H205ZM81 174H82V173H81ZM166 174H167V176L169 175V173H166ZM218 174H219V173H218ZM218 174H217V176H218ZM221 174H222V173H221ZM88 175H89V174H88ZM91 175H92V174H91ZM154 175H155V174H154ZM170 175H169V176H170ZM179 175H180V174H179ZM179 175H178V178H179ZM192 175H191L190 177L194 178L195 175H194V177H193ZM196 175L201 176V174H196ZM204 175H205V174H204ZM76 176H77V175H76ZM100 176L102 177V175H100ZM180 176H182V173H181ZM72 177H74V176H72ZM72 177H71V178H72ZM77 177H78V176H77ZM86 177H87V173H86ZM154 177H156V176H154ZM154 177H152L153 180L149 182V183L152 182V184H150V186H154L155 184L158 183V182H157V183L154 182V181H155V180H154ZM211 177H212V176H211ZM84 178H85V177H84ZM178 178H177V180H178ZM183 178H185V180H186V177L183 176ZM212 178H216V176H215V177H212ZM73 179H74V178H73ZM156 179H157V177H156ZM159 179H158V180H159ZM179 179H180V178H179ZM180 180H181V179H180ZM180 180H179V182H180ZM185 180L182 179V181H185ZM244 180H246V181L244 182L245 189L248 188V192H247L246 194H249V193H250V190L253 189V186H254L253 184H255V183L257 182V178H251V179H249L248 177H245ZM173 181H174V183H175V182H176V179L173 180ZM230 181H231V184H232V185H231V187H229V193H230L231 195L234 194L235 196H237V197L240 199V198H241V171L236 172V173L232 176V178L230 179ZM83 182H84V180H83ZM153 182H154L155 184H154ZM167 182H169V181H167ZM177 182H178V181H177ZM179 182H178V184L180 185ZM185 182H186V181H185ZM208 182H209V181H208ZM149 183H148V185H149ZM170 183H171V181H170ZM153 184H154V185H153ZM158 184H160V182H159ZM176 184H177V183H176ZM176 184H175V185H176ZM183 184H184V183H183ZM107 185H109V184H107ZM187 185H188V184L186 183V184L183 185V186L185 187V186H187ZM157 186H158V185H157ZM157 186H156V188H157V190H158L159 188H158ZM177 186H178V185H177ZM183 186H182L183 189H182L181 186H180V189H178V190H181V192L184 190V192H185V189H184ZM154 187H155V186H154ZM159 187H160V186H159ZM165 187H167V186H165ZM165 187H164V189H162V190H165ZM173 187H174V186H173ZM188 187H189V186H188ZM108 188H110V187L108 186ZM113 188H114V187H113ZM233 188H234V189H233ZM110 189H112V188H110ZM150 189H151V188H150ZM160 189H161V188H160ZM160 189L158 190L159 192L161 191ZM187 189H188V188H187ZM112 190H113V189H112ZM157 190H156V191H157ZM167 190H168V189H167ZM172 190L175 191V193H174L175 195H176L177 192L180 193L179 191H177V189H176V190H175V189H172ZM153 191H155V190H153ZM164 192H166V191H164ZM168 192H170V190H169ZM168 192H167V193H168ZM184 192L180 193L178 196H180V195L183 194ZM88 193H89V192H88ZM92 193H93V192H92ZM161 193H162V192H161ZM161 193H159V194H161ZM167 193H166V194H167ZM170 193H171V192H170ZM178 193H177V194H178ZM113 195H114V194H113ZM102 196H103V195H102ZM116 196H117V195H116ZM169 196H170V195H169ZM172 196H173V194H172ZM183 196H185V195L183 194ZM164 197H165V196H164ZM176 197H177V196H176ZM112 198H114V197H112ZM195 199H197V198H195ZM87 200H88V199H87ZM235 200H237V199L231 198L228 202H226V199H225V198H222V199H221V204H222L224 207H227V208H228V207H229L228 205H229L231 202L235 201ZM240 200H241V199H240ZM92 202H93V201H92ZM194 202H195V205H194V206H195V211H196V212H200V207H199V205H200L203 201L200 202V203H197L196 201H194ZM113 203H114V202H113ZM234 203H235V202H234ZM245 204H246V203H245ZM246 205H248V204H246ZM249 205H250V204H249ZM249 205H248V206H249ZM185 206H186V207H184V210H187V209L189 208V207H188V204H186ZM233 206H234V205H233ZM248 206H246V207H248ZM89 207H90V206H89ZM216 207H217V206H216ZM87 208H88V207H87ZM153 209H154V206H150V207H148L147 210L145 211V216H146V220H147V222L150 221V218L152 219L150 211L153 210ZM237 209H238V207H237ZM205 210H207V209H204V211H205ZM231 210H232V209H231ZM231 210H230V211H231ZM212 211H213V210H212ZM217 211H218V210H217ZM68 212H69V211H68ZM140 212H141V211H140ZM140 212H139V213H140ZM208 212H209V211H208ZM223 212H224V211H223ZM74 213H75V212H74ZM106 213H107V212H106ZM133 213H134V211H133ZM225 213H226V212H225ZM234 213H235V212H234ZM251 213H252V212H251ZM210 214H211V213L209 212V216H210ZM69 215H70V213H69ZM73 215H74V214H73ZM73 215H72V216H73ZM75 215H76V214H75ZM102 215H103V214H102ZM236 215H237V214H236ZM248 215H249V214H248ZM72 216H71V217H72ZM103 216H104V215H103ZM162 216H163V215H162ZM201 216H202V215H201ZM244 216H245V215H243V216H240V215L238 216V215H237V218L241 217V220H242V217H244ZM246 216H247V215H246ZM182 217H183V216H182ZM202 217H203V216H202ZM227 217H228V216H227ZM227 217H226V218H227ZM233 217H234V216H233ZM76 218H77V217H76ZM210 218H211V217H210ZM206 219L208 220V218H206ZM235 219H236V218H235ZM244 219H245V218H244ZM246 219H247V217H246ZM67 220H68V219H67ZM136 220H138V219H136ZM163 220H164V219H163ZM163 220H162V221H163ZM212 220H213V219H211L209 222H213ZM238 220H239V219H238ZM164 221H165V220H164ZM168 221H169V220H168ZM176 221H177V220H176ZM176 221H175V222H176ZM198 221H199V220H198ZM200 221H201V220H200ZM221 221H222V223H223L224 225H225V221L227 222V220H224V222H223V220H220V219H219V222H218V221H216V222L220 224ZM229 221H230V219H229ZM74 222H75V221H74ZM166 222H167V221H166ZM169 222H170V221H169ZM172 222H173V221H172ZM206 222H207V221H206ZM198 223H199V222H198ZM229 223L231 224V222H229ZM236 223H238V221H237ZM241 223H242V222L239 221V224H238V225L240 226ZM65 224H67V223H65ZM167 224H168V223H167ZM176 224H177V222H176ZM215 224H216V223H215ZM215 224H214V225H215ZM223 224H222V225H223ZM209 225H210V224H209ZM214 225H213V226H214ZM220 225H221V224H220ZM222 225L220 226L221 228H222ZM232 225H233V222H232ZM242 225H243V224H242ZM248 225H249V224H248ZM69 226H70V225H69ZM233 226H234V225H233ZM235 226H236V225H235ZM235 226H234V227H235ZM239 226H238V228H239ZM246 226H247V225H246ZM177 227H178V225H177ZM204 227H206V226H204ZM220 227H219V229H220ZM230 227L232 228V226H230ZM240 227H241V226H240ZM180 228H181V227H180ZM182 228H183V227H182ZM182 228H181V229H182ZM227 228H229V227H227ZM231 228H230V229H231ZM241 228H242V227H241ZM241 228H239V229H241ZM106 229H107V228H106ZM201 229H202V228H201ZM204 229H205V228H203L202 230H204ZM224 229H225V228H224ZM258 229H259V228H258ZM75 230H76V229H75ZM119 230H121V229H119ZM152 230H153V229H151V231H152ZM216 230H217V229H216ZM216 230H215V228H214V231H216ZM225 230H226V229H225ZM236 230H237V229H236ZM104 231H105V230H104ZM131 231H132V230H131ZM134 231H135V230H134ZM188 231H190V230L188 229ZM188 231H187V232H188ZM191 231H192V230H191ZM195 231H196V230H195ZM204 231H205V230H204ZM204 231H202L201 234H202ZM212 231H213V230H212ZM119 232H120V231H119ZM119 232H117V233H119ZM121 232H122V231H121ZM183 232H184V231H183ZM221 232H222V230H221ZM212 233H213V232H212ZM237 233H238V231H237ZM97 234H98V233H97ZM108 234H109V233H108ZM110 234H111V233H110ZM213 234H215V232H214ZM225 234H226V233H225ZM181 235H182V234H180V236H181ZM189 235H190V234H189ZM195 235H196V234H195ZM227 235H228V234H227ZM229 235H230V234H229ZM236 235H237V234H236ZM101 236H102V235H101ZM180 236H179V237H180ZM220 236H221V235H220ZM220 236H219V237H220ZM238 236H239V235H238ZM78 237H79V236H78ZM215 237H216V236H215ZM226 237H227V236H226ZM232 237H234V236H232ZM241 237H242V236H241ZM181 238H182V237H181ZM208 238H209V237H208ZM220 238L222 239V237H220ZM235 238H236V237H235ZM263 238H264V237H263ZM62 239H63V238H62ZM153 239H154V238H153ZM177 239H178V238H177ZM183 239H184V238H183ZM215 239H216V238H215ZM221 239H219V240L222 241ZM231 239H232V238H231ZM231 239H230V240H231ZM241 239H242V238H241ZM249 239H250V237H249ZM185 240H186V239H185ZM199 240H200V239H199ZM219 240H218V242H219ZM227 240H229V239H227ZM230 240H229V242H230ZM243 240H244V238H243ZM258 240H259V239H258ZM258 240H256L255 243H256ZM180 241H181V239H180ZM214 241H215V240H214ZM262 241H263V240H262ZM97 242H98V241H97ZM177 242H178V241H177ZM222 242H223V241H222ZM222 242H221V243H222ZM226 242H227V241H226ZM103 243H104L105 245H108V244L105 243V239L103 240ZM107 243H108V242H107ZM175 243H176V242H175ZM180 243H181V242H180ZM197 243H199V241H198ZM210 243H211V242H210ZM213 243H214V242H213ZM234 243H235V242H234ZM234 243H233V245H235ZM263 243H264V241H263ZM92 244H94V242H93ZM98 244H99V242H98ZM129 244H130V243H129ZM178 244H179V243H178ZM202 244H203V243H202ZM238 244H239V242H238ZM258 244H259V243H258ZM78 245H79V244H78ZM90 245H91V244H90ZM96 245H97V244H96ZM99 245H101V244H99ZM193 245H194V244H193ZM206 245H208V244H206ZM222 245H223V244H222ZM259 245L262 246V245H263L262 242H261V244H259ZM259 245H258V247L261 248V246H259ZM84 246H85V243H84ZM103 246H104V245H103ZM182 246H183V245H182ZM194 246H196V245H194ZM194 246H191L190 249H191L192 247H194ZM211 246H212V245H211ZM216 246H217V245H216ZM216 246H215V248H218V246H217V247H216ZM223 246H224V245H223ZM223 246H222V247H223ZM239 246H240V245H239ZM239 246H238V247H239ZM245 246H247V245H245ZM245 246L243 245V246H242V249H243V247L245 248ZM55 247H56V246H55ZM88 247H91V246H88ZM88 247H87V248H88ZM104 247H105V246H104ZM180 247H181V246H180ZM220 247H221V245L219 246V248H220ZM222 247H221V248H222ZM94 248H95V247H94ZM111 248H112V247H111ZM165 248H166V247H165ZM176 248H177V247H176ZM188 248H189V247H188ZM194 248H195V247H194ZM208 248H209V247H208ZM231 248H232V247H231ZM235 248H236V247H235ZM259 248H255V249H254V247H253V249H254L255 251H257V249H259ZM262 248H264V246H262ZM262 248H261V249H262ZM49 249H50V248H49ZM77 249H78V248H77ZM85 249H86V247H85ZM107 249H108V248H107ZM174 249H175V248H174ZM223 249H224V248H222V249H218V250H223ZM236 249H237V248H236ZM245 249H246V248H245ZM253 249H252V250H253ZM261 249H260V251H262ZM75 250H76V249H75ZM82 250L84 251V248H83ZM82 250H81V254L84 253ZM98 250H99V249H98ZM176 250H177V249H176ZM209 250H210V248H209ZM215 250H216V249H215ZM248 250H249V248H247V251H248ZM250 250H251V249H250ZM254 250H253V251H254ZM86 251H89V250L86 249L85 252H86ZM106 251H107V250H106ZM195 251H196V250H195ZM206 251H207V250H206ZM226 251H227V250H226ZM230 251H232V250L230 249ZM238 251L240 252V249H238ZM243 251H244V249H243ZM260 251H258V252H260ZM93 252H94V251H93ZM98 252H99V251H98ZM104 252H105V251H104ZM159 252H160V251H159ZM161 252H162V251H161ZM221 252H222V251H221ZM227 252H229V251H227ZM233 252H234V254H233V253H232V254H233L234 256H236V255L239 254V253L237 252V250H236V251H233ZM251 252H252V251H251ZM14 253H15V252H14ZM216 253H217V252H216ZM230 253H231V252H230ZM235 253H236V254H235ZM237 253H238V254H237ZM240 253H241V252H240ZM132 254H133V253H132ZM225 254H226V253H225ZM227 254H228V253H227ZM227 254H226V255H227ZM232 254H231V255H232ZM76 255H77V252L75 253V256H76ZM79 255H80V254H79ZM85 255H86V253H85ZM87 255H88V254H87ZM184 255H185V254H184ZM187 255H188V254H187ZM226 255H225V256H226ZM228 255H230V254H228ZM228 255H227V257H228ZM77 256H78V255H77ZM83 256H84V254H83ZM208 256H209V255H208ZM247 256H248V257H247ZM247 256L245 255V257L247 258V260H248L249 262L246 263L247 260H246L245 257H243V258H240V259H242L241 263H242L243 261H244L246 264L251 263V261H250L249 259H251V257H252L251 260H252L253 263H251V264H254V263H255L254 260L256 259L254 256H256V255L253 256V255L251 254V255H247ZM249 256H250V257H249ZM72 257H73V256H72ZM84 257H86V256H84ZM238 257H240V256H238ZM253 257H254V258H253ZM77 258H78V257H77ZM214 258H215V256H214ZM214 258H213V259H214ZM229 258H230V257H229ZM58 259H59V258H58ZM193 259H194V258H193ZM205 259H206V258H205ZM225 259H226V258H225ZM231 259H232V258H231ZM253 259H254V260H253ZM259 259H260V258H259ZM259 259H258V260H259ZM261 259H263V258H261ZM191 260H192V259H191ZM202 260H203V259H202ZM206 260H207V259H206ZM209 260H210V259H209ZM235 260H236L235 263L237 264L239 260H238L237 258H235ZM245 260H246V261H245ZM112 261H113V260H112ZM136 261H137V260H136ZM136 261H135V262H136ZM194 261H195V260H194ZM227 261H228V259H226V262H227ZM256 261H257V260H256ZM173 262H176V261H173ZM181 262H182V261H181ZM195 262H196V261H195ZM222 262H223V261H222ZM239 262H240V261H239ZM136 263H137V262H136ZM157 263H158V262H157ZM177 263H178V262H177ZM177 263H175V264H177ZM182 263H183V262H182ZM182 263H181V264H182ZM215 263H217V262H215ZM231 263H232V262H231ZM241 263H238V264H241ZM256 263H257V262H256ZM134 264H135V263H134ZM183 264H184V263H183ZM203 264H204V263H203ZM228 264H229V263H228ZM262 264H263V263H262Z\"/></svg>","mask_w":264,"mask_h":264}]
</instances>
